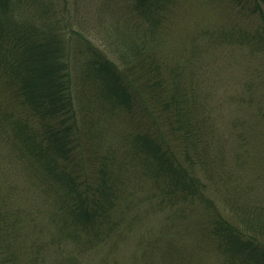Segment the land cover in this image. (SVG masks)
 I'll return each instance as SVG.
<instances>
[{
	"label": "trees",
	"instance_id": "trees-1",
	"mask_svg": "<svg viewBox=\"0 0 264 264\" xmlns=\"http://www.w3.org/2000/svg\"><path fill=\"white\" fill-rule=\"evenodd\" d=\"M62 1L0 0V264H77L91 251L121 264L143 212L165 205L130 264H264V218L239 224L209 192L221 78L206 60L229 47L249 63L227 95L252 115L229 127L250 163L264 160V0H131L138 34L113 58L76 41L84 101L56 30ZM193 2L204 11L180 54L174 26Z\"/></svg>",
	"mask_w": 264,
	"mask_h": 264
},
{
	"label": "rangeland",
	"instance_id": "rangeland-1",
	"mask_svg": "<svg viewBox=\"0 0 264 264\" xmlns=\"http://www.w3.org/2000/svg\"><path fill=\"white\" fill-rule=\"evenodd\" d=\"M131 4V0H63L57 3L56 16L60 22L56 30L63 40L70 43L68 50L71 53L70 56H73L71 61L73 81L80 90L78 100L83 99L87 90L84 85L80 88V84H83L81 78L85 74L82 60L77 54L76 41L85 39L113 58L114 52L121 46L125 37L127 39L137 37L138 22ZM186 7L189 8L186 9ZM180 10L182 11L179 14L182 16L177 18L178 23L176 22L174 29L181 34V40L173 47L180 54H184L187 53L186 47L181 44H187L192 36L197 37V11L201 13L204 8L201 4L198 6L196 2H193L191 6L187 5ZM211 49L206 60L210 69L217 68L216 71H220L221 83L216 82L218 86L220 85L214 102L217 106L214 115L218 137L213 139L216 145H214L212 167L207 179L209 192L223 214L239 224H241L240 221L248 222L253 217L263 219L264 160L259 158L256 164L250 163L243 147L235 144L234 137L231 135L233 130L229 127V121L234 117L245 118L250 113L252 115L250 109L243 105L237 106L227 95L228 93L234 95L238 93V90L241 91L243 83L250 77L247 76L249 63L241 57L238 49L231 50L229 47ZM224 138L226 141L223 143ZM142 207L144 210L147 208ZM171 214L172 209L166 205L158 212L155 210L143 212L135 230L120 246L118 256L120 263L130 264L137 237L148 228L156 229L163 219ZM93 252L76 256L80 259L77 264H95L96 258ZM206 264H222V262L214 254H209Z\"/></svg>",
	"mask_w": 264,
	"mask_h": 264
}]
</instances>
